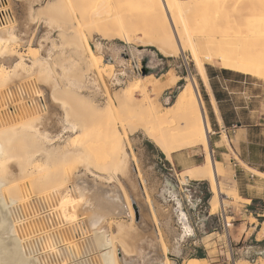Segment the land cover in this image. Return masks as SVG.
Here are the masks:
<instances>
[{
    "label": "bare ground",
    "instance_id": "1",
    "mask_svg": "<svg viewBox=\"0 0 264 264\" xmlns=\"http://www.w3.org/2000/svg\"><path fill=\"white\" fill-rule=\"evenodd\" d=\"M76 2H80V4H77L80 16L78 17L79 21L76 23L79 22L80 26L95 25L96 27L94 26L93 30L96 28L98 35L104 39L115 38L130 44L135 40L137 42V36L141 33L143 34L142 40L140 41L139 39L141 44L154 45L163 56L172 57L179 53L190 52L192 61L195 63L198 74L205 84L207 94L213 100L214 106V95L210 87L205 64L201 58L202 51H211V54L205 56L207 64L215 65L218 62L224 70L264 79V0H76ZM70 3V0H55L50 3L46 11L48 13L59 12L65 7L70 8L72 4ZM71 10L73 11V7ZM75 12L72 14L73 16H75ZM80 31L77 36L74 35L75 33L72 34L76 37V43L74 42L73 44L75 49L72 53L75 51V58L76 56L82 58L80 56L85 53L86 55H83L86 57L82 55L83 63L87 61L90 67L92 66L90 69L87 68L88 71L92 70V72L90 71L92 74L90 72H87L88 74L84 73L88 75L84 81L81 80L84 77L67 75L75 66L73 62L70 64L71 66L67 65L68 60L63 61L61 65L58 63V70H62L63 74L58 79L65 82L63 83L65 84L64 86L62 81H59L63 87H61L62 85L58 87L59 85L55 83L56 72L58 71L53 70V66V69L49 68V65L45 66L48 64L45 58H32V66L30 67H27L23 61H20L13 70L0 67V88L10 85L14 78L18 76L27 79L42 75L49 83V89L51 90L50 100L52 103L50 104L61 109L63 113L59 119V114L51 112L50 107L45 106L43 102L42 104L23 103V111L21 112L20 107H17L15 111L7 110V113L0 111L2 113L0 115V264H65L67 259L64 255L68 256L71 251L69 249L72 247L68 245L67 241H71L75 237H79L81 242L85 241V248L89 253L91 251L97 253L100 261H77L78 257L75 258L76 256L74 255L75 257L72 256L76 260H74V264H119L117 255H119L120 246L116 244L117 242H114L113 236H107L105 226L112 222L115 223L117 234H115V238L120 237L125 242L120 248L122 253L127 255L128 241L134 237L133 234L136 232L131 226L134 222L135 210L128 193L124 189H121V194L113 188L115 191H110V188L108 190L101 183L85 182L83 181L84 177H86L85 174L76 175L71 170L70 173L68 166L69 162L78 163L88 172L90 168V164H88L90 162L89 150L104 145L112 152L115 173L122 174L131 180L129 177L130 166L134 164L138 179L143 190H145L144 184L141 182L139 166H137L135 161L136 156L131 154V151L128 153L125 149L124 141L126 139L128 141L127 137L129 134L136 135L141 132L154 143L167 160H171L172 155L176 152L197 147L202 148L204 152L203 164L184 171L181 174L179 183L182 185H186L188 181L208 183L213 195L210 201L211 215H216L220 209L226 206L227 199L234 198L236 188L225 189L219 180L222 172H226L218 166L214 159L211 147V123L196 80L192 77L191 81L181 89L175 101L164 112L155 100L150 99L148 88L151 87V92L156 96H160L163 92L177 86V80L172 73H166L161 79L154 76L143 78L142 75L138 77L136 75V78L133 79V75H125L124 78L129 80L128 84L130 86L123 89L121 98L116 96L118 106L115 105L114 107L111 103L110 94L108 95L109 91L107 92V87H104L106 89V92H104L106 94L105 98L108 101L104 108L98 109L95 107L96 105L93 106L91 101L94 98H90V100L88 99L89 97L82 96L83 89L89 86L98 88L97 78L99 77H97V70L99 68L109 70L110 76L112 73L113 82L116 81L118 83L121 80H116L117 71L124 74L125 68L133 70L135 67L139 68L141 66L134 58L131 60L125 59L128 61L120 63L119 66L115 59L116 54H112L107 50H104L103 54L110 56L111 64H104L103 56L100 52L102 47L100 42H94L91 48L90 45L92 43L87 38L86 30V34H84V31L83 33L82 30ZM88 37L90 36L88 35ZM232 40L238 41V43H233V46H230L232 43L230 41ZM15 43V40L12 39L5 27L0 29V57L12 55ZM73 45L71 46L73 47ZM56 46L58 48V45ZM57 48L55 47V49ZM82 49L85 52H82ZM49 50L50 53L52 50ZM133 51L138 53L136 49H133ZM139 55L141 57V54ZM73 60L70 58L69 61ZM78 60L80 61V59ZM118 61H122L121 55ZM131 61L135 65L134 68L132 67L133 65L131 66ZM60 63L62 62L60 61ZM77 63L79 64L81 61ZM77 66H80V64ZM94 68L98 69L94 71ZM18 69L21 73L18 72ZM76 70H78V67L74 69V71ZM72 73L70 74L72 75ZM128 73H131V71L128 70ZM107 74H109L108 71ZM73 75L76 74L74 73ZM98 75L100 76V73ZM38 76L37 78H39ZM39 79L40 81L37 82L41 83L42 79ZM102 81L101 79L100 82ZM47 83L46 85H48ZM6 90L2 91L3 93L0 95V101L2 102H4ZM136 90L141 92L142 100L136 99ZM86 91L88 92L89 90L86 89ZM62 94H65L68 99L62 100L59 97ZM66 97L64 96V98ZM2 102H0V107H2ZM83 107L86 109V114L83 115H91V120H85L81 115L83 111L79 112L78 108L83 110ZM22 112H27L28 115L25 118L20 117V120H18V115L21 116ZM5 116L12 120L16 118V120H13L15 124L12 121L7 122V124L4 123L3 119ZM218 120L222 124L220 116ZM16 121L18 122L16 123ZM54 124L61 125V127H57L58 132L61 131L59 128H62V132L74 134L64 142H61L60 138L62 135L60 137L59 134L53 135V132H50V128ZM11 164L14 165V171ZM93 167H96V165ZM256 175L264 179V173L256 171ZM170 195L174 199L176 198L173 190ZM146 201V203H149V198ZM176 202L182 212V214H179L180 220L188 229L190 235H192L193 232L188 225L187 215L182 209V204L179 200H176ZM246 202L250 203V201ZM31 208H39L42 211L45 209L44 211L46 212L48 210L47 214L43 215V219L46 218L45 221L47 220L48 222L51 220L53 223L52 227L57 225L43 237L41 233V238L35 241L32 239H34L35 233L38 234V231L34 232V234L30 233V235L33 234L32 239L29 237L26 240V233L24 235V232H32L31 230L35 229L36 226L38 227L39 223L40 226H43L41 221L38 220V216L37 220H28L27 217L30 214L25 217V210L28 211ZM31 211H28V213ZM32 212L31 214L33 215ZM34 214L36 215V213ZM76 215H78L81 227L73 225V232L70 230V234L73 235L74 233L76 236L71 235V238L69 237L70 239L65 242V238L61 235L62 231H59L58 226L64 228V222L75 221ZM152 217L155 218L156 215L154 214ZM40 218H42L41 214ZM125 218H128L132 224L127 225L126 222H121ZM229 220L227 222H230ZM38 228L36 229L38 230ZM48 228H51L50 225ZM137 233L136 235L138 236ZM57 235H61L63 240L61 241V238H59L60 241H57L59 237ZM158 235L161 240L160 234ZM188 235V232L183 231L179 236L178 242L180 243ZM135 238L132 240L137 239ZM143 238L144 236H141V239ZM147 239L149 238L147 237ZM37 242L39 243L38 245H36ZM141 242V246L142 243L146 242L148 247H152V245L150 246L152 244L150 241ZM137 243H139L138 240ZM37 248H39L40 254ZM67 249L69 252L65 254ZM165 249L166 247L163 249L164 253L167 251ZM139 250L138 253L141 252ZM142 250L144 249L142 248ZM134 255L133 257H135ZM72 257L69 258L72 259ZM143 257L142 252L141 258ZM141 264L175 263L167 259L159 261L155 258L150 262L143 260ZM188 264L208 263L204 259H191Z\"/></svg>",
    "mask_w": 264,
    "mask_h": 264
},
{
    "label": "rangeland",
    "instance_id": "2",
    "mask_svg": "<svg viewBox=\"0 0 264 264\" xmlns=\"http://www.w3.org/2000/svg\"><path fill=\"white\" fill-rule=\"evenodd\" d=\"M54 1L55 0H9L10 7L14 11L15 20L12 23H10V25L6 26L5 29L8 30L12 39L15 40L16 43L13 46L14 53L12 55L0 57V67H5L8 70H13L14 67H16L20 63V61H23L27 67H30L32 66V58H38V59L45 58L46 62H48V64L45 66L49 65V68H52L53 66L54 69L53 68L52 69L58 71V72L55 71L57 77L55 83H57L59 85L58 87H60L65 82H63L61 79H58L61 78V76H63L62 70H58L59 69L58 67L59 64L60 65L63 64V61L68 60L67 63L65 62L67 65H70L73 62L75 66H73V70L71 69V72L69 71L67 75L69 74V76L72 77L75 76L84 77L83 79L81 78V80L84 81L86 79L85 77L88 76L84 73L90 71L92 72V70L88 71L87 69V68L90 69L92 66L90 67V64L87 61L84 62L86 63L85 64L86 66L84 65L83 63L84 59L82 58L84 56L83 54L85 53H82L83 56L79 55L82 58H78V56H76L75 58L74 57L75 51L74 53H72L73 50L75 49V46L73 44L74 42L76 43V39H75L76 37H74V35L77 36V33L81 32L80 30H82V33L84 31V34H86L87 32V38H89V40L92 43L90 45L91 48L92 45H94V42H100L102 46L100 52L103 56L104 64L106 63L111 64L110 56L107 54L105 55L103 54V51L107 50L112 54H116L115 59L117 60L119 66L120 63H124V61L131 60L132 58H134L135 61L139 62L141 66L139 68H136L134 63H132L131 61V66L133 65L132 67L133 68L135 67V69H133L135 73L133 72L132 69H128V68L124 69V74H121L117 71L116 80L117 81L121 80L120 82H118L121 85L118 84L116 81L113 82L112 73L110 76L109 70H103L102 68L99 69L94 68L93 69L94 71L98 69L97 70L98 72L96 73H97V77L100 78V79L97 78V83L99 85L98 88L89 86L91 90L89 89V87H87L82 91V96L86 98L89 97L88 99L94 98L92 100L90 99L93 103V106L96 105L95 107H97L98 109L104 108V106H106V102L108 101L105 98L106 94H104V92L106 91L107 92L109 91L108 95L110 94L109 97L114 107L115 105L118 106L116 101V96L117 98L118 97L121 98L123 89H126L128 86H130V84H128L129 80L127 78H124L125 75L128 76L133 75V79H134L139 75L143 76L144 69H148V75H146L143 78L154 76L155 78L161 79L165 76L166 73L170 72L177 80L178 85L163 92L160 95L161 97L159 95H157L158 96L157 97L154 93H152L151 87L148 88L150 99L155 100L157 104L160 105L162 111L165 112L167 107L170 106L175 101V98L178 95V93L188 82L191 81L192 77L196 80L197 87L202 96V100L204 102L206 111H208L207 96L205 89L206 86L198 74L195 63L192 61V56L190 52L187 51L185 53H179L178 55L172 57L163 56L162 54H160V52L154 45L143 44V43L141 44L140 41L143 38V34L141 33L138 34L137 36L138 41L135 42L136 41L135 40L130 44H127L125 41L115 38L109 40L104 39L102 36L98 35L96 28L95 30H93L95 25L92 24L93 27L91 25L88 26L87 24H86L87 26L85 25L80 26L81 24L79 22L76 23L77 21H79L78 17L80 16L79 6H77V4H80V2H76V0H70L72 3V4L70 3L71 5L69 4L70 8L65 7L61 9L59 12L48 13L46 9L50 6V3H53ZM72 7H73V11L71 10ZM74 12H75L74 14L75 16L72 15ZM72 16L75 18V20ZM66 33L67 35H65ZM88 35L92 37L90 38L88 37ZM230 43H229L230 46H233V43L237 44L238 41L232 40L230 41ZM66 44H68L69 46ZM54 45L56 48H57L56 45H58V48L55 49ZM71 45H73V47ZM49 49L52 50L50 53H49L50 51ZM133 49H136L138 53H134ZM82 52H85L84 49H82ZM139 54H141V57ZM201 54H202L201 58L203 59V62L206 67V71L207 69L208 70L217 69V71L219 69L223 70L218 62L215 65L207 64L208 62L205 59V56L211 54V51L204 50L201 52ZM120 55L122 61L119 62L118 59ZM70 58L74 60L69 61ZM78 59H80L81 61V63H79L80 66H77L79 65L77 62H80ZM60 61L62 63H60ZM77 67L78 70L76 71L78 72L74 71V69H77ZM19 69L18 72L21 73ZM128 70H130L131 73H128ZM107 71L109 74H107ZM70 73H72V75ZM74 73L76 75H73ZM77 73L79 74L77 75ZM99 73L100 76L98 75ZM237 74L240 75V78L246 79L247 82V85L245 86L246 89L244 91H240V90L237 91V92H241V94L237 95V97H240L241 99L239 98L237 99V101L245 100L248 101L249 103L248 110H241L242 112L241 117L244 119L243 125H255L258 123L264 124V79L262 78L260 79L259 77L250 76L241 73H237ZM37 76H33L32 78H27V79L25 77L23 78L18 76L17 78H14V80L10 83V85L5 86L3 88L1 87L0 95L3 93L2 91L6 90V88L8 89L6 90V94L4 95V102L0 101L2 102L1 103L2 107H0V111L3 113H7L6 112L7 110L15 111L17 110L16 109L17 107H20V112H21L23 111L22 110L23 103L42 104L43 102L45 106L50 107V110H52L51 112H54L57 115L59 114V119H60V116H62L63 114L62 110L50 104L52 102L50 100L51 90L49 89V83H47L46 79L42 75H39L38 77L43 80V83L42 80L41 83L37 82L40 81V79L37 78ZM240 78L237 79L236 77H231L229 79H231L232 81H238L240 80ZM101 79L103 80L102 82H100ZM60 80L62 81V84L61 82L59 83ZM45 82L48 85H46ZM63 85L65 86V84ZM63 85L61 87H63ZM104 87L105 88L107 87L106 89L108 90H106ZM86 89L89 91L87 92ZM94 91L95 92L97 91V93H95ZM64 96L66 97L65 94L64 95L62 94L59 97L62 100L68 99V97L64 98ZM135 97L138 100H142L143 98L139 90L135 91ZM250 100L252 101V103H250ZM78 109L80 113L81 111H83L81 115L85 120L88 121L91 120L90 117L91 115L89 116V114H87L86 116H84L86 114V109L84 107L83 110L81 108ZM215 109L217 110L216 106ZM0 115H2V113H0ZM27 115H28L27 112L25 113L22 112L21 116L18 115L17 119L20 120L19 119L20 117L25 118V116L27 117ZM4 119L3 122L6 124L7 122L9 123L11 121L14 122L15 124V121L13 120H16V118H14L13 120L11 118L9 119V117L6 118L7 120ZM17 122L18 121H16V123ZM57 124H54L53 127L50 128V132L51 133L53 132L52 133L53 135L59 134L60 137L62 135V137L60 138L61 142H64L66 139H68L70 136L74 134L71 132H62V128H59L61 130L59 131L61 133L60 134L58 132L57 127H61V125H57ZM213 124H211V130H212L211 147L213 150L214 159L216 160L218 166L221 169L225 170L226 172V173L222 172L219 180L223 184L225 189H230L232 187L236 188V191H234L235 193L234 198L227 199L225 204L226 206L220 209V211L216 215H211L210 201L213 195L210 191V187L208 183L198 182V181H188L186 185H182L181 183H179L181 179V174L184 171H186L189 168L203 164L204 152L200 147L176 152L172 155L171 160L169 159L167 160L166 157L154 145V143L151 142L148 138H146V136H144L141 132L137 133L136 135L129 134L127 137L128 141L127 139L125 140L127 143L124 141V145L126 147L125 149L128 151V153H130L131 151L132 152L131 154L136 156L135 161L137 166H139V172H140L139 174H141L140 175L141 182H143L142 184H144L143 187H145L144 189L146 191L143 190L141 186L134 164L130 166L131 170L129 177L131 180H129L126 176H123L122 174L115 173V166H114L115 163L113 161L112 152L109 151L107 146L102 145L99 146V148H93L89 150L88 154L90 155L91 163L90 162L88 163L90 164V168L88 172L81 164L80 165L82 167L78 163H76L78 166L72 162H69L70 164L68 163L69 168L68 167L67 168L69 171L71 170L72 173L74 172L76 175L80 173L85 174L86 177H84L83 181L91 182L93 184L101 183L105 187H107L108 190L109 188L110 191H115L113 189H116L120 192V194H121V189H124L128 193L131 202L133 204V208L135 210L134 211L135 218L133 220L134 221L133 224L128 218L122 219L121 222L124 223L126 222L127 225L132 224L131 226L136 231V232L133 231L134 232L133 235L137 239L135 238L136 240H132L134 239L133 237L130 241H128L129 244L126 253L127 255L122 253V249L120 248L125 242L120 237L115 238V236L117 235L115 230L116 226L114 225L115 223L112 222L113 224L111 223L105 226V231L107 233V236L109 237L113 236L114 242H117L116 244L120 246L119 255H117V261L119 264H141V261L143 260L146 262H150L153 261V259L155 258L158 259L159 261L161 260L164 261L167 259L168 261H173L175 264H188L189 260L191 259H204L207 261L208 264H264V256H263L264 204L262 200H260L262 198L264 199V188L262 187L261 181L259 180L262 178L260 177L258 178V176L256 175L257 170H253L245 165V164H249L253 168L256 167L264 168V152L261 151L262 149H264V130H260L261 129L260 127L253 126L252 128L253 131L249 132V136H246L244 133L242 134V132L239 131L237 128L232 129V131H225L224 129H222L221 131L219 130L218 127H214ZM95 165L96 167H93ZM11 167L13 168L14 171L13 164H11ZM240 169L247 171V173H249L250 175H254L257 178L252 179L251 182L247 181V179L245 180L243 178V172ZM172 190L173 191L175 190L174 191L176 195L175 199L181 202L182 209L184 213L187 215L188 225L190 226L193 232L192 235H190V232L180 220L179 214L180 213L182 214V212L179 210V205L176 202V200L170 195ZM245 196L261 197V198H255L252 202L247 203L246 200L243 199L245 198ZM147 197L149 198V203H146L147 202L146 200L148 199ZM36 209L38 211L40 210L39 211L40 213ZM30 210L32 211L35 210L36 212L31 211L33 213L32 215L31 212L28 213V211ZM30 210L29 209L28 211L25 210V213L27 214L26 215L24 213L25 217H27L28 214H30L27 217L28 220H33V219L37 220L39 217L38 220L41 221V224H43V226L42 225L40 226L39 223L38 224L39 228L36 226L38 230L35 228L31 230L32 232L29 231L28 233L24 232V235L26 233L25 239L28 240L27 238L30 237V239H32L31 237L33 236L34 232L38 231L37 232L38 234L35 233L33 237L34 239H32L35 241L36 239L41 238V233L43 237V235L53 230L57 225L55 224L56 226L53 225L54 227H52L53 223L51 222V220L48 222L47 220L45 221L46 218L43 219L44 218L43 215L45 216L48 210L47 212L44 211L45 209H43L42 211V209L39 208H35V209L31 208ZM34 213H36V215ZM40 214L42 218H40ZM154 214L156 215L155 218L152 217V215L154 216ZM228 219H230L229 220L230 222H227ZM49 225L51 228H48ZM73 225H78L79 227H81V224L79 223L78 215H76L75 221L64 222V228L58 226V228L60 229L59 231H62L61 235L65 238L64 239L65 242L71 238L72 234H70V230H72L73 232L72 229ZM44 226L45 227L47 226V228H45ZM183 231L188 232L189 235L179 243L178 242L179 236L180 234H182ZM30 233L33 234L30 235ZM136 233L138 234V236L136 235ZM158 234H160L161 240ZM61 235L60 236L57 235V237L59 236L57 241L63 240V237ZM72 236L75 237L76 235H74L73 233ZM141 236L142 237L144 236V238L141 239ZM139 237L140 239H138ZM147 237L149 239H147ZM59 238L61 239L59 240ZM72 239L71 241L68 240L69 242L67 241V243L68 245L72 246L69 250L71 251L73 250V252H75L76 254L71 251L70 253L69 250L67 249L68 251L66 250L65 254H67V252H69V254L68 256L64 255V257L67 260H65L64 257H62L65 260V264H74L76 260L100 261L99 257L97 256V253L92 251L91 253L88 252V250L85 248L86 247L84 244L85 241H82L83 242L82 243L81 240L79 241V237L78 238L75 237V239H73L74 241ZM167 239L169 240L165 241ZM137 240L139 243H137ZM143 240L152 242V244H150V246L152 245V247H148L147 243ZM140 241L145 242L144 244H146L147 246L146 245L143 246L144 244L142 242H141L142 243L141 246ZM38 244L39 243L37 242L36 245ZM162 245H163V249L164 247H166L165 249L167 250L165 251L166 255L163 252ZM83 248H85L86 250ZM137 248L138 250L139 249L141 250V252L139 250L141 255L140 253H138ZM142 248L145 251L142 250ZM37 249L39 252L40 251L39 248ZM77 252H79L80 254ZM142 252L144 259L141 258ZM82 253L84 254V256ZM133 254H135L134 255L135 257H133ZM72 256L78 258L75 260V258ZM69 257L70 258L72 257L73 260L70 259Z\"/></svg>",
    "mask_w": 264,
    "mask_h": 264
},
{
    "label": "crops",
    "instance_id": "3",
    "mask_svg": "<svg viewBox=\"0 0 264 264\" xmlns=\"http://www.w3.org/2000/svg\"><path fill=\"white\" fill-rule=\"evenodd\" d=\"M221 69L217 71V69H207V74L209 78V83L211 90L214 95V101L215 106L217 107V110L215 109V106L213 104V100L208 96L207 94V88L206 89V96H207V107H208V116L210 119L211 124H213L214 127H218L219 130L222 131L224 129L225 131H232V129L237 128L239 131L244 133L246 136H249V132L253 131L254 127H260V130H264V124L258 123L255 125H243V118L241 117V110H248L249 109V103L248 101H237L240 97H237L238 94H241V92H237L238 90L244 91L246 89V79L240 78L238 81H232L231 79H225L220 74ZM240 86V87H239ZM241 99V98H240ZM250 103L252 101L250 100ZM219 116L222 119V124L219 122ZM258 130V129H256ZM261 151L264 152V149ZM247 167L260 171L264 173V168H253L249 164H245ZM190 169V168H189ZM243 172V178L249 182H251L252 179H255L254 175H250L247 173V171H244L243 169H240ZM259 178V177H258ZM261 181V185L264 188V180L259 179ZM238 185V183H237ZM251 187V186H248ZM255 198H261V197H252V196H245L243 198L246 201L252 202ZM262 200L264 204V199Z\"/></svg>",
    "mask_w": 264,
    "mask_h": 264
},
{
    "label": "built area",
    "instance_id": "4",
    "mask_svg": "<svg viewBox=\"0 0 264 264\" xmlns=\"http://www.w3.org/2000/svg\"><path fill=\"white\" fill-rule=\"evenodd\" d=\"M15 20L14 11L9 0H0V29L8 26Z\"/></svg>",
    "mask_w": 264,
    "mask_h": 264
},
{
    "label": "trees",
    "instance_id": "5",
    "mask_svg": "<svg viewBox=\"0 0 264 264\" xmlns=\"http://www.w3.org/2000/svg\"><path fill=\"white\" fill-rule=\"evenodd\" d=\"M220 74L225 78V79H229L231 77H236L237 79L240 78V75H238L237 73H233V72H230V71H227V70H221L220 71Z\"/></svg>",
    "mask_w": 264,
    "mask_h": 264
},
{
    "label": "water",
    "instance_id": "6",
    "mask_svg": "<svg viewBox=\"0 0 264 264\" xmlns=\"http://www.w3.org/2000/svg\"><path fill=\"white\" fill-rule=\"evenodd\" d=\"M146 75H148V69H144V71H143V77H145ZM263 256H264V254H263Z\"/></svg>",
    "mask_w": 264,
    "mask_h": 264
},
{
    "label": "flooded vegetation",
    "instance_id": "7",
    "mask_svg": "<svg viewBox=\"0 0 264 264\" xmlns=\"http://www.w3.org/2000/svg\"><path fill=\"white\" fill-rule=\"evenodd\" d=\"M175 191V190H174Z\"/></svg>",
    "mask_w": 264,
    "mask_h": 264
}]
</instances>
